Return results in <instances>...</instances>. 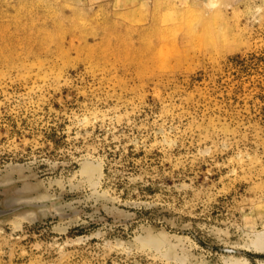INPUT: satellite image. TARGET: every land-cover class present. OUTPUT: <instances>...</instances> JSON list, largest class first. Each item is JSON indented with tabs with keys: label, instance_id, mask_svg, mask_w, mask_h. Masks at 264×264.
I'll list each match as a JSON object with an SVG mask.
<instances>
[{
	"label": "rangeland",
	"instance_id": "obj_1",
	"mask_svg": "<svg viewBox=\"0 0 264 264\" xmlns=\"http://www.w3.org/2000/svg\"><path fill=\"white\" fill-rule=\"evenodd\" d=\"M0 264H264V0H0Z\"/></svg>",
	"mask_w": 264,
	"mask_h": 264
},
{
	"label": "water",
	"instance_id": "obj_2",
	"mask_svg": "<svg viewBox=\"0 0 264 264\" xmlns=\"http://www.w3.org/2000/svg\"><path fill=\"white\" fill-rule=\"evenodd\" d=\"M13 211H15V210L0 211V217L3 216V215H6V214H8V213H11V212H13Z\"/></svg>",
	"mask_w": 264,
	"mask_h": 264
}]
</instances>
